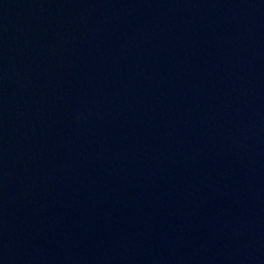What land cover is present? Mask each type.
<instances>
[{"label": "water", "instance_id": "obj_1", "mask_svg": "<svg viewBox=\"0 0 264 264\" xmlns=\"http://www.w3.org/2000/svg\"><path fill=\"white\" fill-rule=\"evenodd\" d=\"M30 0H0V80Z\"/></svg>", "mask_w": 264, "mask_h": 264}]
</instances>
